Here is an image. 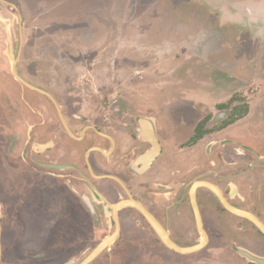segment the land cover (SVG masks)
<instances>
[{
    "label": "flooded vegetation",
    "instance_id": "obj_1",
    "mask_svg": "<svg viewBox=\"0 0 264 264\" xmlns=\"http://www.w3.org/2000/svg\"><path fill=\"white\" fill-rule=\"evenodd\" d=\"M20 34L19 53L13 57L8 51L7 57L13 66L17 63L21 79L33 86L21 71L27 57L26 47L21 52L23 24ZM73 64L72 71L63 64L53 74L48 62L44 93L16 78L13 67L8 73L11 90L17 92L20 85L41 96L34 101L22 95V101H14L8 122L0 120V136L15 135L4 182L18 160L17 151L41 179L37 183L27 179L25 187L20 181L7 183L6 192L13 190L19 199L25 188L31 200H42L45 214L58 217L60 227L55 223L52 230L61 233L53 235L64 239L84 234L91 242L84 251L92 253L110 239L92 264L107 251L152 252L148 262L153 264H166L165 253L183 256L165 243L158 230L182 249L198 247L191 254L214 252V262H221V256L225 262L229 251L240 264H256L243 251L264 258L229 236L235 233L243 243H250L264 233L221 200L222 194L230 206L264 224L263 118L247 126L244 135L227 136L223 132L232 123L221 128V104L212 111L203 101L149 100L151 86L143 84L145 77L138 71L118 73L121 79L116 80L124 89L117 93L107 74L94 68V57L83 56ZM153 92L157 95L158 90ZM234 120L235 125L238 116ZM3 125L12 131L3 133ZM74 223H87L89 228L76 231ZM3 227L0 221V264ZM226 243H230L224 246L227 249L221 248Z\"/></svg>",
    "mask_w": 264,
    "mask_h": 264
},
{
    "label": "rangeland",
    "instance_id": "obj_2",
    "mask_svg": "<svg viewBox=\"0 0 264 264\" xmlns=\"http://www.w3.org/2000/svg\"><path fill=\"white\" fill-rule=\"evenodd\" d=\"M3 1H0L2 123L13 116L10 113L13 103L22 101V95L34 101L41 96L20 85L18 94L11 90L8 73L12 71L13 60L7 56L10 52L14 57L21 49V24V52L26 47L28 57L24 56L21 71L37 88L44 86L48 62L56 74L63 64V68L71 70L77 58L92 56L94 68L107 74L106 80L113 81L117 93L124 89L116 80L121 79L118 73L127 70L133 75L138 71L145 77L141 78L143 84L151 86L146 92L147 96L151 93L149 100L203 101L212 111L221 104V128L228 126L229 121L234 122V117L241 120L237 128L232 123L223 132L227 136L244 135L256 117L264 120V0ZM130 79L125 84L131 92L133 76ZM154 90H158L157 95ZM11 131L2 126L3 133ZM14 138L11 134L0 136L2 264H67L71 260H75L74 264L82 263L91 253L84 251L91 245L87 236L62 239V235H53L61 233L52 230L55 223L56 227L60 225L58 217L45 214L42 200H31L25 188L21 189L23 195L19 199L13 190L6 192L7 183L20 181L25 187L27 179L36 183L41 179L40 172L29 167L17 151L18 160L13 161L15 166L9 170L8 182H4L9 169L5 163L14 154L10 149ZM72 228L80 231L89 225L74 223ZM48 233L50 241L45 244ZM230 235L253 252L264 255L262 235L257 234V241L250 243H243L235 233ZM228 241L229 238L225 242ZM228 245L221 248L227 249L224 246ZM229 253L225 262L223 256L221 262H214V252L183 256L165 253L164 257L168 260L166 264H240L235 253ZM152 258V252L140 250L107 251L93 264H153L148 262Z\"/></svg>",
    "mask_w": 264,
    "mask_h": 264
},
{
    "label": "water",
    "instance_id": "obj_3",
    "mask_svg": "<svg viewBox=\"0 0 264 264\" xmlns=\"http://www.w3.org/2000/svg\"><path fill=\"white\" fill-rule=\"evenodd\" d=\"M17 63H14V66H13V71H14V75L16 78H18L20 81H22L25 85H27L29 88L33 89V90H36L40 93H44L43 90L41 89H38L36 87H33L31 85H29L28 83H26L25 81H23L21 79V77L18 75V72H17ZM221 200L223 202V204L225 205V207L229 210V211H232L238 215H242V216H245V217H249L252 221L255 222V224L258 226V228L264 233V224L258 220L257 218H254L251 214L249 213H246V212H242V211H239L237 210L236 208L230 206L226 201H224L223 197H222V194H221ZM157 230V226H154ZM161 237L163 238V240L165 241V243L172 249H174L177 253H180V254H184V255H187V254H191V253H194L198 250V247H195V248H191V249H182L180 247H178L177 245L173 244L168 238H166L161 232L160 230H158ZM111 240L108 239V240H105L96 250H94L81 264H92V262L101 254L103 253V251L109 246ZM243 256L246 257L249 261L251 262H254L256 264H264V258L263 257H259L253 253H250L248 251H243ZM0 257H1V250H0Z\"/></svg>",
    "mask_w": 264,
    "mask_h": 264
},
{
    "label": "crops",
    "instance_id": "obj_4",
    "mask_svg": "<svg viewBox=\"0 0 264 264\" xmlns=\"http://www.w3.org/2000/svg\"><path fill=\"white\" fill-rule=\"evenodd\" d=\"M15 9H17V8H15ZM17 10H18V9H17ZM27 24H28V23H27ZM29 26H30V25L28 24V27H29ZM30 27H31V26H30ZM256 118H257V117H256ZM259 118H260V117H259ZM240 122H241V120H240L238 123L235 124V127H236V128H237V126L240 124ZM235 127H234V128H235Z\"/></svg>",
    "mask_w": 264,
    "mask_h": 264
},
{
    "label": "trees",
    "instance_id": "obj_5",
    "mask_svg": "<svg viewBox=\"0 0 264 264\" xmlns=\"http://www.w3.org/2000/svg\"><path fill=\"white\" fill-rule=\"evenodd\" d=\"M231 123H233V121L227 122L226 124H227V125H230Z\"/></svg>",
    "mask_w": 264,
    "mask_h": 264
}]
</instances>
